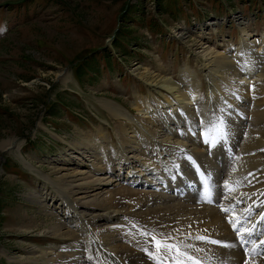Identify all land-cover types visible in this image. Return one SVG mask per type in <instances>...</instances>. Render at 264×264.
<instances>
[{"label":"bare ground","instance_id":"bare-ground-1","mask_svg":"<svg viewBox=\"0 0 264 264\" xmlns=\"http://www.w3.org/2000/svg\"><path fill=\"white\" fill-rule=\"evenodd\" d=\"M181 73L134 101L136 114L99 100L113 137L101 127L79 136L44 176L47 191L28 193L53 217L39 233L64 245L27 246L11 260L264 264V132L249 134L264 131V41L243 32L239 45Z\"/></svg>","mask_w":264,"mask_h":264},{"label":"rangeland","instance_id":"rangeland-1","mask_svg":"<svg viewBox=\"0 0 264 264\" xmlns=\"http://www.w3.org/2000/svg\"><path fill=\"white\" fill-rule=\"evenodd\" d=\"M243 32L263 44L264 0H0V264H18L9 257L27 246L64 245L39 233L53 217L28 193L44 190L79 136L101 127L113 137L100 99L136 114L134 101ZM207 100L202 87L197 101Z\"/></svg>","mask_w":264,"mask_h":264},{"label":"snow or ice","instance_id":"snow-or-ice-1","mask_svg":"<svg viewBox=\"0 0 264 264\" xmlns=\"http://www.w3.org/2000/svg\"><path fill=\"white\" fill-rule=\"evenodd\" d=\"M224 211H227V209H224ZM233 228H234V230H236L237 232H239V229H236V226L235 225H233ZM262 243H264V242H262ZM164 247H167V245H164Z\"/></svg>","mask_w":264,"mask_h":264}]
</instances>
